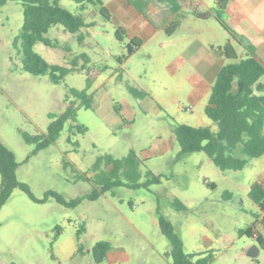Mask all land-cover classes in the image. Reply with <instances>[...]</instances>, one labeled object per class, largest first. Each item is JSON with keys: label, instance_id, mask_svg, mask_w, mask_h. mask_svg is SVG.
Masks as SVG:
<instances>
[{"label": "rangeland", "instance_id": "374dc122", "mask_svg": "<svg viewBox=\"0 0 264 264\" xmlns=\"http://www.w3.org/2000/svg\"><path fill=\"white\" fill-rule=\"evenodd\" d=\"M200 1L196 6L182 0L177 14L164 3L151 1L148 16L164 24L155 25L153 32L135 33L143 43L120 63L117 57L127 51L131 25L117 17L105 19L96 5L80 11L76 0H59L92 25L81 29L83 43L56 24L45 35L57 46L34 44L33 50L49 64L68 66L72 56H88L84 68L66 73L58 83L47 74L33 75L22 68L13 40L22 26L23 5L16 0L0 2V141L14 153L16 177L34 197L14 188L1 206L0 264H172L170 243L158 225L160 215L180 235L184 251L195 254L193 260L212 252L210 264H264V250L259 247L255 256L247 255L258 244L240 232L261 213L248 197L260 158H249L242 169L221 170L203 152L179 153L172 131L176 123L216 128L204 112L210 87L195 96L197 63L230 35L215 16L214 0ZM221 17L226 23L224 13ZM174 20L179 24L168 34L166 28ZM118 27L124 31L121 40L115 33ZM88 72L91 107L85 108L67 94L69 88L85 87ZM129 85L146 95H132ZM71 101L75 119L65 121L53 142L36 149V142L24 140L22 133H45L49 113H63ZM76 125L86 130L78 132ZM130 150L142 160L140 181L150 169L161 175L159 183L118 186L113 193L73 206L44 199L48 190L66 201L89 192L92 184L74 181L71 167L91 175L97 156L122 157ZM64 162L69 165L64 167ZM175 198L185 210L174 207ZM81 226L85 230L77 239ZM100 240L109 241L111 248L95 262L92 247Z\"/></svg>", "mask_w": 264, "mask_h": 264}, {"label": "trees", "instance_id": "16d2710c", "mask_svg": "<svg viewBox=\"0 0 264 264\" xmlns=\"http://www.w3.org/2000/svg\"><path fill=\"white\" fill-rule=\"evenodd\" d=\"M23 5V22L19 33L13 40V45L20 55L22 68L33 74H47L53 83H58L63 76L73 70L84 68L88 62L85 53L74 55L68 60V66L49 64L34 50L36 42L46 45L57 46V42L49 39L45 34L51 26L60 24L63 28L73 34L79 43H83L84 34L81 29L92 25L85 22L83 15L74 13L59 4V0H16ZM151 1L164 3L169 10L177 14L181 10L182 0H126L145 17L150 19L146 8ZM5 2V0H0ZM78 9L83 11L88 4L97 6L99 14L109 20L111 14L102 0H76ZM215 16L217 20L227 29L230 37L213 50L225 60L219 68L211 85L210 94L204 107L206 116L213 122L215 129L210 126H191L185 123H176L173 126V134L179 144V153L203 152L211 162L221 170L242 169L249 158H256L264 154V62L257 56L255 46L245 37L231 30L222 20V13L229 0H214ZM179 21L174 20L166 28L171 34L178 26ZM123 29H116V37L121 40ZM143 43L140 37L133 36L127 43L125 54L117 57L121 63L123 59L133 54ZM237 46L244 50L240 55ZM68 50V49H67ZM79 61L82 63L79 64ZM91 86L89 72L83 89L69 88L67 98L71 95L79 99L85 108L91 107V99L87 89ZM128 91L137 97H144L146 92L133 86H128ZM118 111V107H116ZM75 106L73 101L59 115L49 113L51 121L43 134L30 136L22 133L26 142H36V149H42L53 142L63 129L65 121L69 118L75 119ZM78 132H84L86 127L76 125ZM142 160L130 150L127 155L114 157L110 153H104L96 157L91 165V175L80 173L75 167L74 181L85 180L92 184V189L76 198L66 201L60 194L53 190L46 191L44 199L51 197L66 206H73L83 199L95 200L102 193L110 191L118 186L130 188L148 187L160 182V176L150 169L144 172L145 179L141 178ZM64 167L68 162H64ZM17 162L14 153L0 141V208L9 198L14 188H19L34 198L28 185L19 181L16 177ZM212 187L214 184H210ZM248 197L258 208L264 210V188L261 184H254L248 191ZM177 210H185L186 206L177 198L173 200ZM158 225L162 234L170 243V256L172 264H210L213 253L208 252L193 260L195 254L186 253L180 235L175 231L172 223L164 216L158 218ZM57 233L60 227L56 228ZM84 226L77 230V239ZM255 225L248 226L245 230L247 235L255 238L257 244L264 250V236L257 232L253 235ZM56 233V235H57ZM111 245L109 241H97L92 247L95 262H101L107 255ZM78 250H81L78 247Z\"/></svg>", "mask_w": 264, "mask_h": 264}, {"label": "crops", "instance_id": "0c3cea01", "mask_svg": "<svg viewBox=\"0 0 264 264\" xmlns=\"http://www.w3.org/2000/svg\"><path fill=\"white\" fill-rule=\"evenodd\" d=\"M191 1H194L196 6L201 2L200 0ZM103 4L109 11H112L110 13L111 18L117 17L131 25L130 29L133 32L130 34H132V37L138 35L135 33L143 35L153 32L156 29L155 25L161 26L164 24L162 19L158 23L151 20V18L148 19L132 5L127 4L126 0H110L103 2ZM156 13L157 9L155 8L154 14ZM224 15L229 28L247 38L255 46L257 56L264 62V0H229ZM237 51L240 55L244 54V50L240 46L237 47ZM224 62V58L211 48V51L197 63L196 97L203 95L208 87L211 89L215 76ZM258 158H260V170L254 184H261L264 188V154ZM253 224L255 225L253 235L255 236L259 232L264 236V210L256 215L251 225ZM257 246L259 247V245Z\"/></svg>", "mask_w": 264, "mask_h": 264}, {"label": "water", "instance_id": "95a60500", "mask_svg": "<svg viewBox=\"0 0 264 264\" xmlns=\"http://www.w3.org/2000/svg\"><path fill=\"white\" fill-rule=\"evenodd\" d=\"M259 247L257 245H253L248 251L246 252L249 256H255L258 252Z\"/></svg>", "mask_w": 264, "mask_h": 264}]
</instances>
